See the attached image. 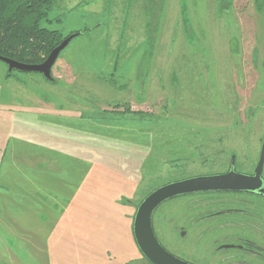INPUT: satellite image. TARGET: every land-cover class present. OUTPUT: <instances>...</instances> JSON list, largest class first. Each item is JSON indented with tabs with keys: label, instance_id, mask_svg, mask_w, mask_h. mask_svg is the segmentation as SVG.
Instances as JSON below:
<instances>
[{
	"label": "rangeland",
	"instance_id": "obj_1",
	"mask_svg": "<svg viewBox=\"0 0 264 264\" xmlns=\"http://www.w3.org/2000/svg\"><path fill=\"white\" fill-rule=\"evenodd\" d=\"M229 2L58 0L42 27L83 34L55 81L0 61V264H145L127 215L147 191L232 150L254 168L264 0Z\"/></svg>",
	"mask_w": 264,
	"mask_h": 264
},
{
	"label": "flooded vegetation",
	"instance_id": "obj_2",
	"mask_svg": "<svg viewBox=\"0 0 264 264\" xmlns=\"http://www.w3.org/2000/svg\"><path fill=\"white\" fill-rule=\"evenodd\" d=\"M262 148L253 169H246L239 152L232 150L222 171L169 181L147 191L134 215H127L135 244L134 219L147 196L162 186L193 177L230 173L254 177ZM260 179L257 189L199 191L166 200L152 214L160 245L185 264H264V169ZM137 250L145 264H154L138 246Z\"/></svg>",
	"mask_w": 264,
	"mask_h": 264
},
{
	"label": "water",
	"instance_id": "obj_3",
	"mask_svg": "<svg viewBox=\"0 0 264 264\" xmlns=\"http://www.w3.org/2000/svg\"><path fill=\"white\" fill-rule=\"evenodd\" d=\"M77 37L73 34L67 37L48 58L39 65H30L0 56V61L8 65L9 73L17 70L22 73H37L54 82L53 67L61 52ZM264 169V142L259 164L254 177L236 175L200 176L173 182L155 190L139 205L135 215L133 231L136 244L142 254L154 264H185L169 254L159 243L152 227L153 212L166 200L176 196L199 191L257 189L260 186V176Z\"/></svg>",
	"mask_w": 264,
	"mask_h": 264
},
{
	"label": "trees",
	"instance_id": "obj_4",
	"mask_svg": "<svg viewBox=\"0 0 264 264\" xmlns=\"http://www.w3.org/2000/svg\"><path fill=\"white\" fill-rule=\"evenodd\" d=\"M57 2L58 0H0V56L30 65L45 62L51 52L66 39L60 31L41 25L44 20H47ZM231 2L232 0L229 4ZM75 34L79 37L83 32ZM127 106L124 105L126 109L121 114L144 116L142 113L130 111ZM167 109L170 113H167ZM172 112L173 110L166 105L160 116L152 114L151 119L141 120L158 128L159 120L165 114L170 115ZM189 136L192 138L191 135ZM182 142L191 143L189 138ZM183 154L182 152L174 154L172 150V155L177 158ZM140 177L143 178L141 175Z\"/></svg>",
	"mask_w": 264,
	"mask_h": 264
}]
</instances>
